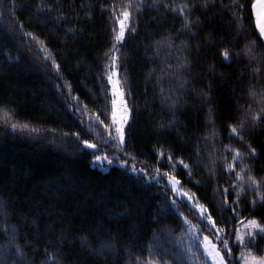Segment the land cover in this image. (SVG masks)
I'll return each instance as SVG.
<instances>
[{
  "label": "trees",
  "instance_id": "16d2710c",
  "mask_svg": "<svg viewBox=\"0 0 264 264\" xmlns=\"http://www.w3.org/2000/svg\"><path fill=\"white\" fill-rule=\"evenodd\" d=\"M112 2L2 0L6 15L0 19V134H3L0 135V202L6 201V215H0V258H4L5 249L14 250L8 240L12 230L16 229L20 237L27 233L28 241H32L30 246L24 247L28 241L18 240L20 250L27 253V264H42L48 259L45 250L49 257L57 251L45 242L49 238L47 230L50 226L57 233L53 240L59 239L62 229L67 234L63 251L72 253L68 264L77 257L79 264H93V261L95 264H136L138 259L158 261L159 255H152L143 249V245H151L152 252L166 255L168 264H176L173 253L189 244V236L175 217L161 218L158 224L153 223L154 216L162 217L163 201L156 196L157 188L146 192L140 185L129 182L121 174L120 165H112L107 170L94 166L95 157L81 154V145L74 136L63 138L65 134L81 131L71 112L75 105L66 106L69 98H78L81 105H87L88 115L99 111V106L104 104L102 99H96L101 94L96 74L107 63L104 57L112 46L109 17L101 15L99 9L101 4ZM120 2L116 0L118 7ZM186 2L189 0H162L159 9L143 11L136 17L139 35L127 38L122 49L128 65V80L124 83L131 85L137 107L141 110L133 133L135 147H130L129 152L135 153L141 167L147 161L161 172L175 175L184 189L207 205L218 226L223 228L221 217L212 206L211 193L215 185L209 183L208 174L215 172L219 184L227 187L229 177L220 169L226 162H231V154L224 148L231 146L245 154L247 152L237 140L228 138L227 126L238 124L249 108L255 113L264 107L259 95L253 97L249 94L250 87L257 93L264 90V66L250 62L245 54V48L253 42L257 54L264 53V44L259 42L252 23L251 5L254 0H209L208 11L197 8L191 13L190 18L198 19L200 25L194 24L191 32L183 31L181 34L183 19L165 12L163 4L176 7ZM195 2L202 4L203 0ZM234 2L244 6L239 19L234 18L235 9L229 7L226 11L222 8V5L230 6ZM13 3L15 10L9 14ZM42 3L44 8L54 6L56 10L38 14ZM9 15L14 18L10 19ZM59 16L68 19L57 23L55 18ZM73 18L81 22L77 23ZM16 21L23 24L24 32L35 34L39 41L46 42L50 50L61 53L57 62L63 69V86L69 93L68 97H62L53 88L54 72L39 66L36 45L29 51L27 37L18 30L9 31L8 26ZM37 22L42 23L37 26ZM70 28L79 29L86 38L74 39L66 34L65 30ZM169 42L172 47H168ZM182 44L187 45V49L181 48ZM224 48L232 54L230 63H225L218 53ZM177 56L193 59L191 72L197 79L186 86L195 88L187 95L182 89L173 87L175 78L170 80L168 76L167 66L174 68ZM213 69L215 75L212 74ZM257 69L259 74L255 72ZM120 71L123 74L125 70L122 68ZM55 83L59 85L61 82L57 80ZM208 84L212 86L211 91ZM161 86L180 97L174 117L167 106L171 101L164 105L160 102ZM201 92L206 95H199ZM5 107L15 113L12 122L28 124L36 131L17 132L15 135L10 129L6 132L2 124ZM88 115L82 118L85 122ZM173 119L175 123L171 127L161 129L162 124L168 125ZM209 121H214V124ZM247 127L249 131L241 135L260 153L264 149V131H261L264 123L255 127L248 124ZM210 132L215 133L216 140L222 141L223 147L214 143ZM203 137H208L207 141H203ZM81 138L88 139L90 143L104 139H93L83 133ZM52 140L56 143H51ZM154 149L171 150L174 160L182 159L190 165L194 172L193 182L189 181L179 163L167 166V162L154 155ZM244 163L252 167L254 176L264 177V167H259L264 166V154L258 160H245ZM237 171H240L239 166ZM194 181L209 186L204 190ZM231 182L236 183L235 178ZM261 194H264V189ZM251 195L249 193L250 199ZM228 199L234 197L229 196ZM216 202L219 204V198ZM245 206L249 211L243 212V216L260 218L259 208L251 211L250 205ZM129 209L133 211L129 212ZM221 212L225 217L231 215L224 209ZM57 215L70 219H65L62 224L54 223ZM25 216L28 222L34 220L38 228L22 223ZM99 222L111 231V237L101 235L115 243V250H106L103 256L97 257L90 255L88 248H99V243L89 235ZM131 225L137 227L132 228ZM37 230L40 232L38 241L32 236ZM260 243L264 245V241ZM229 246L232 247L231 240ZM193 251H196L194 242ZM232 252L239 255L236 247H232ZM56 259L62 260L63 257L57 256ZM186 259L187 264H204L202 253ZM7 264H20V261L13 256ZM48 264H51L50 259Z\"/></svg>",
  "mask_w": 264,
  "mask_h": 264
},
{
  "label": "snow or ice",
  "instance_id": "6c2138e0",
  "mask_svg": "<svg viewBox=\"0 0 264 264\" xmlns=\"http://www.w3.org/2000/svg\"><path fill=\"white\" fill-rule=\"evenodd\" d=\"M162 0H121L119 7L116 0L108 5H100L101 15H107L110 20V35H111V49L109 53L105 54V61L107 63L103 66L101 71L97 75V85L101 89V94L96 97L97 100H103L104 104L99 106V111L88 115L87 105H81L78 98H69L68 104L75 105L71 108V112L74 115L76 123L80 126L81 131L65 134L63 138H67L68 135L75 137L76 141L80 143V153L88 154L95 157V161L99 163H106L112 165L113 163L119 164L122 170V175L131 183L140 185L144 191H149L155 187L158 189L156 196L158 199H162L163 207L161 208L162 217H153V223H159L160 219H168L170 216L175 217L179 223L184 227L185 233L189 236V244L181 247L173 253L175 256L176 264H187L188 256H196L198 253H202L204 256V264H264V245L260 241H264V194H261V190L264 189V177L257 178L252 174V167L245 164V160H258L261 155L264 154V149L260 153L257 152L255 147L251 146V143L244 139L241 133L249 131L247 127L251 124L255 127L258 124L264 123V107L259 111L253 113L249 108L244 117L238 124L227 126L228 138L237 140L243 147L247 149L246 154L241 152L239 148L233 149L231 146L224 148V151L231 154V162L225 163L220 171L225 173L229 177V183L227 187H223L219 184L217 174L210 172L208 174L209 183L214 184L212 188V206L216 214L221 217V223L224 227L218 226V222L213 218L212 212L208 210L207 205L199 202V197H194L186 191H182L183 185L175 175H169L166 172H161L160 169L154 168L152 163L143 162V166L137 163V158L134 152H129V148H134L133 133L136 131L135 125L138 122V117L141 114V110L137 107V99L133 95V90L130 84L124 83L128 80L127 68L125 63L126 57L122 49L126 45L127 38L132 36H138L139 21L136 18L143 11H147L153 8L159 9ZM209 0H203V3H197L195 0H189V2L171 7L168 4H163L165 12L172 15H179L183 19V31L191 32L193 25H200V21L191 19V13L197 8H202L204 11L209 10ZM214 6V5H213ZM83 7V6H82ZM89 7H93L90 5ZM229 7L235 9L233 13L235 19L240 18V13L244 11V6L238 2H234L230 6H223L224 10H228ZM15 10L14 3L9 7V14ZM56 9L54 6L48 8L43 7V3L38 8V14H46L54 12ZM75 10V8H73ZM252 11V23L256 30V35L259 38V42L264 44V0H254L251 5ZM133 13L136 15L134 16ZM6 13L3 11V3L0 0V19ZM9 18H14L9 15ZM67 17L59 16L55 18V22L63 23L67 21ZM88 19H91L89 14ZM77 23L81 22L78 18H73ZM42 22H37V26ZM9 31L18 30L22 36L27 37L26 47L30 51L33 45H36V51L39 53V66L41 68H47L49 72H54L53 88L57 89V92L62 97H68L69 93L65 92L63 86L62 66L57 62V56L61 55L59 52H53L50 50L45 41H39L35 34L31 32L23 31V24L19 21L8 26ZM66 34L71 35L74 39L86 38V34L79 29L70 28L66 29ZM195 35V33H193ZM168 47H172L169 42ZM181 48L187 49V45H180ZM218 53L225 63L231 62V55L229 49L224 48L218 50ZM245 54L252 63L259 62L264 66V53L257 54L255 50V42L251 43L245 48ZM66 58V57H64ZM176 66L168 65L169 79L172 80L173 87H178L183 90V94L187 95L190 92H194L195 88L186 87L190 85L192 81L197 79L196 74L191 72L193 65V59L189 56L179 57L177 56ZM195 59V58H194ZM124 69V73L121 74V69ZM259 74L260 70H255ZM215 75L214 69L212 72ZM191 76V79L188 77ZM61 83L57 85L55 81ZM160 78H157L159 83ZM211 84L207 85L209 91H211ZM160 102L164 105L168 103V111L175 116L178 111L177 101L180 97H176L174 93L169 89L160 87ZM249 94L253 97L259 95L260 103L264 105V90L257 93L251 89ZM201 96L206 94L201 92ZM211 112V109H209ZM15 113L5 107L3 112L2 124L6 128L11 130V133L15 135L17 132L30 131L35 132V128H29L28 124H18L12 122V117ZM85 115H88L87 122L82 119ZM175 123V119L170 121L168 125H161V129L165 127H171V124ZM210 124H214V121H209ZM264 131V128L261 129ZM90 136L93 139L97 137H103L99 143H90L88 139H82L81 134ZM6 134V133H5ZM3 135V134H0ZM210 136L213 137L214 143H219L223 147L222 141L215 139V133L210 132ZM203 141H207L208 137L201 138ZM51 143L55 144L56 140H52ZM97 152L104 153L103 155H96ZM109 154L112 158L109 159ZM198 154V153H196ZM154 155H156L160 161L167 162V166H173L176 163L181 165L184 173L190 182L194 175L193 168L186 164L182 159L179 161L174 160L171 150L163 151L161 149H154ZM191 155V154H190ZM227 161V157H225ZM200 168H204V165L199 164ZM239 166L240 171H237ZM264 167V166H259ZM235 178L236 183H232L231 179ZM161 181L163 183H161ZM194 183L204 190H207L208 184L201 181H194ZM251 193V199L249 198ZM232 196L234 199L229 200L228 197ZM217 198H219V204H217ZM5 202H0V215H6L4 208ZM245 205L251 206V211H256L259 208V219L257 216H243V212L249 211V208ZM183 209V211H181ZM221 209L231 213V215L225 217L221 212ZM132 212V209L128 210ZM187 213V215H185ZM138 218V217H137ZM65 219H70L66 216L57 215V219L54 223H63ZM114 219V217H110ZM195 221V223H194ZM22 223H25L28 227H36L35 221L28 222L27 217H23ZM130 227L136 228L137 225H131ZM207 233V234H206ZM103 236L111 237L110 230L105 229L103 222H99L94 231H90L89 235H92L96 242L99 243V248H88V253L97 257L103 256L106 250H115V243L110 240L103 239ZM48 239L45 241L49 246L57 249L50 257L45 250V255L51 260V264H68V258L72 255L70 252H64L63 248L66 246L64 241L67 238L66 232L61 230L59 239L53 240L52 237L57 236V233L53 227H49L47 230ZM34 240L40 239V232L37 230L32 233ZM23 238L28 241V234H24L20 237L18 230L13 229L8 244L13 247V251L5 249L4 258H0V264H7L9 260H12L13 256L20 261V264H27L25 257L27 253L20 250L18 240ZM135 238V234H133ZM85 241L87 238H84ZM232 242V247L239 249V255H234L232 247L229 246V241ZM193 242L196 251H193ZM32 241H28L24 247L30 246ZM219 245V247H218ZM144 250L149 251L152 255H159L158 261L151 259L146 261L137 260L136 264H168L166 255H160L152 252L151 245H143ZM63 257L62 260L56 259V257ZM46 259L42 264H48ZM71 264H79V258L72 261ZM95 264V261H93Z\"/></svg>",
  "mask_w": 264,
  "mask_h": 264
},
{
  "label": "rangeland",
  "instance_id": "374dc122",
  "mask_svg": "<svg viewBox=\"0 0 264 264\" xmlns=\"http://www.w3.org/2000/svg\"><path fill=\"white\" fill-rule=\"evenodd\" d=\"M111 156H112V155H109V159L112 158ZM93 165H94V166H97V167H100V168L103 169V170H107V169H109L110 166H112V165H119V164L113 163L112 165H107L106 163H99V162H96L95 159H94ZM176 178H177V177H176ZM181 190H182V191H186V192H188L190 195H192V193H190L189 191H187V190L184 189V188H182ZM192 196H193V195H192ZM194 223H195V221H194ZM206 234H207V233H206ZM218 247H219V245H218Z\"/></svg>",
  "mask_w": 264,
  "mask_h": 264
}]
</instances>
